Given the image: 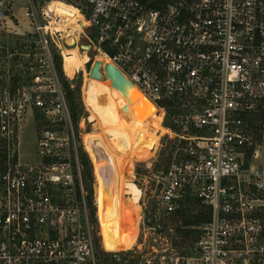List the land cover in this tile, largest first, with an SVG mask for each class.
<instances>
[{
  "label": "built area",
  "instance_id": "obj_1",
  "mask_svg": "<svg viewBox=\"0 0 264 264\" xmlns=\"http://www.w3.org/2000/svg\"><path fill=\"white\" fill-rule=\"evenodd\" d=\"M10 1L0 0V9ZM81 1L85 24L73 46L101 53L162 112L161 124L172 109L167 163L150 170L153 207L142 205L140 232L172 236L176 212L195 200L208 218L195 227L184 264H264V0ZM45 21L33 23L45 70L29 86L0 89V264H99L93 200L73 141H63L65 157L49 167L41 162L51 155L47 130L36 139V162L18 153L24 116L32 107L48 112L44 92L59 99L48 44L70 47ZM163 241L134 242L111 258L177 264Z\"/></svg>",
  "mask_w": 264,
  "mask_h": 264
},
{
  "label": "rangeland",
  "instance_id": "obj_2",
  "mask_svg": "<svg viewBox=\"0 0 264 264\" xmlns=\"http://www.w3.org/2000/svg\"><path fill=\"white\" fill-rule=\"evenodd\" d=\"M52 1L12 0L8 4L3 3V8L0 9V89L6 87L9 90H14L20 86H29L33 76L39 75L38 71L45 70V66L38 67L36 60L40 57V50L34 44L36 35L34 34L33 23L44 25L46 24L45 20H52L53 13H49L50 7H47ZM57 1L69 8H82L81 0ZM30 11L34 14V20L27 16ZM64 19L68 23L71 22V17L68 14L64 16ZM82 32L88 35L90 29L82 28ZM55 36L58 37L57 33ZM80 37H82L81 34ZM82 44L85 45L86 43ZM75 48L73 46L65 48L63 51V68L67 70L68 75L62 69L61 49H56L52 43L48 44L53 73L60 90L59 99L54 93L44 92L40 95V99L45 102L44 108L48 112H44L41 108L32 107L31 111H28L24 116L18 132L20 159L33 163L38 160L35 152L36 139L42 137L46 130L51 132L53 138L48 141L51 155L43 156L41 159L44 166L49 167L61 162L62 157H65L62 154L65 150L63 141L67 138L69 141H73L77 166L87 201L91 198L93 200L99 264H114L110 261L112 253L127 250L134 242H143L144 245L152 244L157 248H162L164 237L171 241L173 248L171 252L166 251L164 254L177 257V264H184L183 261L189 254L192 237L195 236V227L199 224L194 217L188 216L191 221L190 224L180 227L181 231L188 229V232L184 234L181 231L176 232L175 226L179 223L175 222L172 236L166 233H151L145 227L140 232L141 227L140 229L136 227L141 218V210L144 208L142 205L153 207L151 196L153 185L149 179L150 170L158 171L167 163L170 141L166 137V130L159 132L158 135L157 133L169 125L167 119L172 109H167L165 112L163 124H161V112L155 118L154 112L151 114V110L146 115L140 116L144 108L152 107L154 110L156 108L137 93L140 119L147 124H152L160 117L161 128L159 127V130L154 133H144L138 138H130L128 149L124 150L114 146L109 140L110 130L113 128L112 122L101 108L93 107V103L87 94L88 82H110L105 78L94 79L88 76V69L92 61L95 59L101 63L108 61L106 58L100 59L102 54L97 53L92 48L88 50L77 48L79 52H85L86 59L77 70L69 71L66 66V63L68 64L66 57ZM55 58L58 59V64H55V62L57 63ZM40 75L44 77L46 74L41 73ZM123 80L124 83L117 86L128 91V82L124 78ZM64 82L72 90L70 100L75 105L76 126L67 117L65 101L62 97ZM128 92L135 95L136 91ZM110 96L113 98V105L118 107L122 100L117 98L115 92H112ZM58 100L59 107L56 106ZM162 134L163 136H160ZM79 153L83 155V167L79 165L81 158ZM143 212L145 225H151L145 210ZM125 256L127 257V255ZM124 258L122 257V259ZM116 264L129 263L121 261Z\"/></svg>",
  "mask_w": 264,
  "mask_h": 264
},
{
  "label": "bare ground",
  "instance_id": "obj_3",
  "mask_svg": "<svg viewBox=\"0 0 264 264\" xmlns=\"http://www.w3.org/2000/svg\"><path fill=\"white\" fill-rule=\"evenodd\" d=\"M47 7H50L49 8L50 12L53 13V16L51 17L52 20L50 21V23L53 25L54 31L61 33L62 37L65 38L66 36L72 37L73 32L75 31L79 32L81 27L85 24L84 19L82 18V16L80 15L77 9L69 8L67 5L60 3L57 0H53L52 2H50V4H48ZM66 14H68L71 17V22H70L71 24L64 19V16ZM70 47H63L61 48L60 51L62 57L63 70H65L63 68V51L65 48H70ZM104 58L105 57L102 56V58L100 59H104ZM85 59H86L85 52L82 51L79 52V50L75 48L74 51L66 57V61L68 60V64L66 63V66L69 71L77 70V68L83 64ZM66 71L67 70H65V72ZM66 74L68 73L66 72ZM123 78L128 82L129 85L128 91L135 90L136 91L135 95H131L128 91L122 90L119 86H117L124 83L123 79L122 81L117 80L113 86H111V83L109 82L90 81L87 83V94L91 99V102L93 103V107L101 108L105 112L106 117L108 116L110 122H112L113 124L112 130H110L111 131V135L109 138L110 142L114 146L125 150L129 148L128 142L130 138L132 139L138 138L142 136L144 133H154L157 130H159L161 120L159 119L160 117H158V119L156 118L157 120L154 123L147 124L140 119V116L146 115L150 111V108L149 107L144 108L139 116L138 114L139 100L136 94L138 93L139 96L142 97V99L144 98L145 100L149 101L150 102L149 104L151 105L153 104L140 90L137 89V87L134 84H132L129 81V79L126 76L123 75ZM112 92H115L117 94V98H120V100H122L121 104L118 107L113 105L112 102L113 98L112 96H110ZM160 112H161L160 110L156 109L153 113L154 118ZM164 131L165 129L163 131H158L157 135L159 134V132H164ZM140 220L141 218L138 220L137 222L138 225L136 226L139 229L141 227Z\"/></svg>",
  "mask_w": 264,
  "mask_h": 264
},
{
  "label": "trees",
  "instance_id": "obj_4",
  "mask_svg": "<svg viewBox=\"0 0 264 264\" xmlns=\"http://www.w3.org/2000/svg\"><path fill=\"white\" fill-rule=\"evenodd\" d=\"M149 2V4L153 5V6H159L162 5L170 0H147ZM60 2V1H59ZM62 3V2H60ZM55 60H57V63L55 62V64H58V59L55 58ZM109 80V79H107ZM106 80V81H107ZM110 83V82H109ZM72 95V90L69 89V86L67 84H63V99L65 101V106H66V111H67V116L70 120V122L72 124H74L76 126V111H75V105L72 103V101L70 100ZM151 110V114L152 112H154L155 110L152 107H149ZM79 156H81L80 161H79V165L81 167L84 166V160H82V153H79ZM88 204L90 205V200L88 201ZM188 216L194 217L195 220L200 223L202 221H205L208 218V211L206 210V208L203 209V206L200 205L197 201L192 200L189 202L184 203V205L176 212V215L174 217V222L175 223H179V225H176V232L179 233L181 231L180 227H185L188 226V224H190V219ZM188 229H185L181 232L187 233ZM194 237H192L193 239ZM98 248H97V257H98ZM124 258V257H123ZM110 261L114 264H116L113 259L111 258Z\"/></svg>",
  "mask_w": 264,
  "mask_h": 264
},
{
  "label": "water",
  "instance_id": "obj_5",
  "mask_svg": "<svg viewBox=\"0 0 264 264\" xmlns=\"http://www.w3.org/2000/svg\"><path fill=\"white\" fill-rule=\"evenodd\" d=\"M0 16H1V10H0ZM65 44L67 46H73L74 45V39L73 37H68V39L65 41ZM80 49H89L88 45H79ZM100 69H102L103 72V78L109 79L111 86L114 85V83L118 80L122 81L123 75L122 73L111 63L109 62H103L98 60H93L89 69H88V76L94 79L101 78Z\"/></svg>",
  "mask_w": 264,
  "mask_h": 264
}]
</instances>
